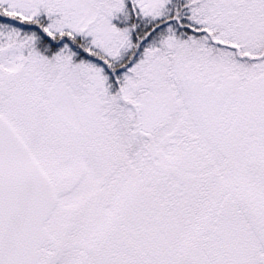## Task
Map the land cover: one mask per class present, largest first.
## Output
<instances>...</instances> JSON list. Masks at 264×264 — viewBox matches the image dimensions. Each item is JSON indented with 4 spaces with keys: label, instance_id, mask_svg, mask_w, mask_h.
<instances>
[{
    "label": "snow or ice",
    "instance_id": "6c2138e0",
    "mask_svg": "<svg viewBox=\"0 0 264 264\" xmlns=\"http://www.w3.org/2000/svg\"><path fill=\"white\" fill-rule=\"evenodd\" d=\"M0 264H264V0H0Z\"/></svg>",
    "mask_w": 264,
    "mask_h": 264
}]
</instances>
